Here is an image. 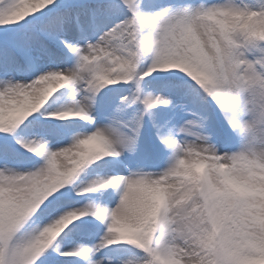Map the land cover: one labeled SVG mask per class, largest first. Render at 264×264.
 Wrapping results in <instances>:
<instances>
[{
    "label": "snow or ice",
    "instance_id": "obj_1",
    "mask_svg": "<svg viewBox=\"0 0 264 264\" xmlns=\"http://www.w3.org/2000/svg\"><path fill=\"white\" fill-rule=\"evenodd\" d=\"M0 264H264V0H0Z\"/></svg>",
    "mask_w": 264,
    "mask_h": 264
}]
</instances>
